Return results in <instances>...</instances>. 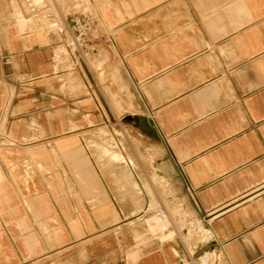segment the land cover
I'll return each mask as SVG.
<instances>
[{"label":"crops","instance_id":"1","mask_svg":"<svg viewBox=\"0 0 264 264\" xmlns=\"http://www.w3.org/2000/svg\"><path fill=\"white\" fill-rule=\"evenodd\" d=\"M83 2L58 32L22 31L0 6V264H264V0ZM83 12L95 17L82 45L70 17ZM102 45L114 90L86 58ZM134 103L142 114L121 123ZM120 124L159 148L158 176L184 191L207 241L189 251L176 229H146L148 182L88 145L123 162L99 136Z\"/></svg>","mask_w":264,"mask_h":264},{"label":"rangeland","instance_id":"2","mask_svg":"<svg viewBox=\"0 0 264 264\" xmlns=\"http://www.w3.org/2000/svg\"><path fill=\"white\" fill-rule=\"evenodd\" d=\"M40 3L37 5L38 11H31L30 7L24 2V0H0V6L5 8V11L2 15L9 16V18H13L16 15V19L18 20V25L23 24L21 26L22 31L27 29H54L58 32L60 28H64V23L62 21V18L66 16V13L69 9L77 10V11H85L90 10V7L86 5L83 0H40ZM58 6H56V5ZM60 10V12H59ZM7 11V12H6ZM19 12V13H18ZM2 13V12H1ZM16 14V15H15ZM77 15V14H75ZM73 15V16H75ZM95 17L94 14H92V17ZM5 19V18H4ZM3 19V20H4ZM1 20V19H0ZM10 21V20H7ZM1 25V24H0ZM86 58L91 62V60L94 59H102L104 63L100 65L99 70L101 72V75L104 76L107 80L106 82H103V85H108L111 89L114 90L115 83H113V80L111 79L110 72L113 68V61H111L110 56V49H107L106 45H102L101 48H99L96 55H89L86 54ZM92 63V62H91ZM93 64V63H92ZM92 64H90L92 66ZM99 67V64L97 65ZM93 67V66H92ZM121 91V90H120ZM129 96L131 99L136 98V95L130 94L129 91L125 92V89L119 96L121 97L123 95ZM125 98V97H124ZM126 110L132 112V114L139 115L142 114V110L135 105H131L130 107L123 109H120L119 118H123L121 120V123L123 121L127 122L129 116L126 114L124 117H120L123 113L126 112ZM125 122V123H126ZM121 129H118L117 126H112V128L108 127L106 129L99 130V136L103 138V145L105 148H107L110 151H120L123 153L125 160L122 161H115L111 157L109 158V155H107L100 146H97L94 142H88L89 148L95 152V154L101 158L103 161L107 162H114L118 165V168L121 170H130L134 171L137 174H135L141 182H148L149 186L152 189V194H147L149 196V201L151 199H154L156 201V204L152 208H147V210L150 212L148 216L143 221H146L145 224H149L150 226L146 228L153 234L157 232H161L158 228L161 224L167 225V231H169V235L167 237H173L174 236V229H176L177 235L174 236V239L178 241V243L181 244L182 247L185 249L188 248L189 251L193 249V247L196 245L198 246L202 242H205L209 239V236L207 234V229L205 222L199 221L200 219L195 215V213L190 209L188 205L184 203L183 197H184V191L179 190L178 186H174L171 181L168 178L160 177L158 176V170L157 168V157L160 156L159 148L153 147L151 145L147 146L143 141L142 138H145L140 131L138 130L137 126H134L133 128L130 126H127L126 124L122 125L120 124ZM116 129L117 131V138L120 140H117V142H114L112 138L114 136L112 135V138L110 139V132L109 130ZM109 138V139H108ZM97 150V151H96ZM129 161V163L127 162ZM128 163V164H127ZM155 168V169H154ZM148 176H145L147 175ZM171 174V173H170ZM134 176V177H136ZM156 176V179L153 177ZM153 178V179H152ZM163 183H165L166 187L169 188L170 193L164 192ZM162 184V185H161ZM121 185H119V188ZM128 195V199L132 201L134 206L136 208H141V195H136L131 191H126ZM147 199V198H146ZM177 209L185 220V227L186 228H193L194 229V235L190 239H187L184 237V232L180 229V225L178 223L177 214L173 213V209ZM166 212L168 214V217L162 218V221H157L156 219L153 220V223H148L150 218H153L156 216L158 212L161 211ZM155 221L157 223H155ZM153 224V225H152ZM201 226V229H196L197 225ZM133 229L135 231V234L137 231H140V227L133 225ZM159 236V235H155ZM173 239V240H174ZM166 241H171L170 239H166ZM172 242V241H171ZM187 246V247H186ZM187 250V249H186Z\"/></svg>","mask_w":264,"mask_h":264},{"label":"built area","instance_id":"3","mask_svg":"<svg viewBox=\"0 0 264 264\" xmlns=\"http://www.w3.org/2000/svg\"><path fill=\"white\" fill-rule=\"evenodd\" d=\"M24 2L30 7L31 11H38V6L33 4L32 0H24ZM72 28V40L78 44L88 43L90 33L93 28L94 18L91 14L83 12L75 16L70 17ZM62 31V28L59 30ZM108 41V39H107Z\"/></svg>","mask_w":264,"mask_h":264},{"label":"bare ground","instance_id":"4","mask_svg":"<svg viewBox=\"0 0 264 264\" xmlns=\"http://www.w3.org/2000/svg\"><path fill=\"white\" fill-rule=\"evenodd\" d=\"M40 0H32V2H33V4H35V5H38L40 2H39ZM7 12V11H6ZM19 13V12H18ZM16 15V14H15ZM17 16V15H16ZM15 16V17H16ZM19 20V19H18ZM61 29V28H60ZM59 29V30H60ZM118 153V152H117ZM198 228H199V226H198ZM186 236H188V237H190L191 236V230H189V232H187V234H185Z\"/></svg>","mask_w":264,"mask_h":264}]
</instances>
